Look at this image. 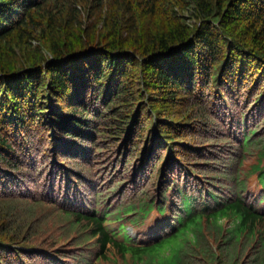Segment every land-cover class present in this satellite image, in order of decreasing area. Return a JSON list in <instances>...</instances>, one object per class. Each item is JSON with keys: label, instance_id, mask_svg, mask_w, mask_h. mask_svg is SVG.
Segmentation results:
<instances>
[{"label": "trees", "instance_id": "16d2710c", "mask_svg": "<svg viewBox=\"0 0 264 264\" xmlns=\"http://www.w3.org/2000/svg\"><path fill=\"white\" fill-rule=\"evenodd\" d=\"M0 264H264V0H0Z\"/></svg>", "mask_w": 264, "mask_h": 264}, {"label": "rangeland", "instance_id": "374dc122", "mask_svg": "<svg viewBox=\"0 0 264 264\" xmlns=\"http://www.w3.org/2000/svg\"><path fill=\"white\" fill-rule=\"evenodd\" d=\"M127 230H128V234L129 235L131 234V236H133V234L135 233V230L133 229V231H132L130 226L127 228Z\"/></svg>", "mask_w": 264, "mask_h": 264}]
</instances>
